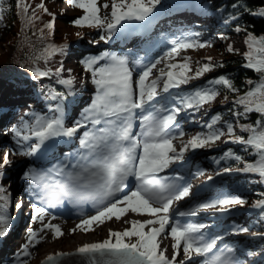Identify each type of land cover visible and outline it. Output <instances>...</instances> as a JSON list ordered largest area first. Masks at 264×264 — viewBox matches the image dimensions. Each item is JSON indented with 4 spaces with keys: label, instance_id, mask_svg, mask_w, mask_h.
I'll return each mask as SVG.
<instances>
[{
    "label": "snow or ice",
    "instance_id": "snow-or-ice-1",
    "mask_svg": "<svg viewBox=\"0 0 264 264\" xmlns=\"http://www.w3.org/2000/svg\"><path fill=\"white\" fill-rule=\"evenodd\" d=\"M159 2L160 0H111L109 3L108 0H104L101 4L99 0H67L70 6L84 13L73 19L74 26L106 28L107 36L101 35L100 40L110 38L122 21H144ZM16 7L22 14V23H25V26H34L35 20L39 19L36 16V9L31 8L26 0H16ZM36 8L48 13L43 0L36 5ZM102 9L105 11L110 9V14L102 16L100 14ZM2 13L3 9L0 8V19L3 18ZM49 15L53 16V20L44 27L52 30L55 16L51 13ZM253 15L264 17V8H260ZM235 30L246 32L244 43L248 51L243 53L247 61L245 67L260 73L261 82L243 95L236 97L233 102L242 106L245 114L256 112L264 117V35L257 36L239 26ZM43 34L44 30L40 29L41 37ZM205 46V43L185 39L176 42L175 47L165 56L170 58L174 54H179L181 50ZM67 47V44L51 46V51L45 49V52L51 55ZM227 50L235 51L231 43L228 44ZM162 59L144 66L138 78L134 79L128 56L102 52L86 57L80 63L85 71L90 72L95 91L90 105L81 114L83 122L77 120L72 126H66L60 114L49 116L47 113L30 112L26 115L33 117L32 122L29 123L21 118V122L11 129L12 138L21 147L23 146L21 142L34 139L35 143L30 144L27 151L19 152L23 156H32L42 146L47 147L46 142L56 138L71 139L81 128L88 124L93 126L92 130L84 131L80 137L79 146L83 151L76 154L75 162L70 160L62 162L55 168L56 175L65 177L57 184L58 191L53 193L57 202L59 196L63 194L78 200H91L94 203L95 214L82 219L72 231L75 232L77 229L84 232L94 231V226L102 225L113 218L122 220L129 213L147 215L150 218L125 220V223H130V227L123 231L109 229L107 239L86 243L77 248L75 254L87 257L91 264H195L197 257L201 258L198 264H243V261L234 255V249L229 248L227 252L213 254L217 241L221 237L206 238L202 230L207 225L182 224L179 220L172 222L174 202L189 196L192 186L191 184L178 186L175 183L164 182L157 177V174L173 162L181 160L183 153L189 147L191 149L210 147L225 135V132L212 130L213 124L220 120L219 116H215L213 124L207 126L210 129L208 133H197L177 151L173 143L175 137L169 134L177 115L186 109L199 111L204 104L213 102L219 92L212 88H198L190 95L173 97L171 100L173 102L178 100L179 105L174 106L167 115H161V112L168 111L164 105L169 101V97L161 96V92L170 93L171 89L188 84L190 80L201 77L216 65H213L212 58L208 57L206 58L208 62L197 68L194 76H190L187 75L192 71L187 63L190 58L185 57V62L169 63L166 65L167 70L161 68L159 75L149 79L153 69L162 62ZM174 69H180V71H174ZM55 71L59 74L63 71V67ZM49 75L48 71L36 70L32 79L39 80ZM59 83L72 85L73 80L64 79ZM208 83L222 85L233 93L238 91L233 82L223 75ZM248 83L253 82L248 81ZM60 95V93H50L52 99ZM60 111V106L57 105L55 112L60 113ZM137 118L140 129L138 134L134 132V121ZM257 123L260 127L241 125L244 131L250 133L247 138L243 135H235L233 124L227 123V135L233 143L249 146L260 156L258 162L246 163L243 168L236 170L254 172L264 177V123ZM179 135L183 136L184 133L180 132ZM10 154H12L10 151L4 153L3 163L0 164V178L4 176L2 169L10 163ZM227 155H232L231 150ZM235 159L239 161L241 157L236 156ZM231 170L224 169L225 172ZM51 175V171L38 172L35 169L23 174L25 179L32 181L37 195L47 194L51 188L48 183ZM130 183L131 187H129ZM125 189H128L126 194H124ZM9 200L10 194H7L6 189L0 186V201L4 202L0 208L5 207ZM245 203L247 201L244 199H223L202 204L191 211H178L177 215L196 216L201 209H214L216 212L224 213L230 206ZM15 207L22 210L23 201L18 202ZM252 207L264 211V199L255 201ZM30 215L32 221L41 223L42 227L39 230L28 229L27 242L22 245V252L18 254L25 257L30 255L29 246L33 242H40L38 231L50 229L55 238L64 234L60 225L44 223L46 209L38 207L37 203L31 204ZM9 223V218L0 213V237L5 236L9 231ZM239 231L246 232L247 229L241 228ZM165 234L170 235L173 241L170 245L172 249L170 258L166 254L168 249L162 247V238ZM132 238H135V242H130ZM261 251L264 252V249ZM181 253L185 257L184 260L178 259ZM75 254L63 252L50 254L42 264H56L57 257ZM209 254H212L210 258ZM20 264L24 262L20 261Z\"/></svg>",
    "mask_w": 264,
    "mask_h": 264
},
{
    "label": "rangeland",
    "instance_id": "rangeland-1",
    "mask_svg": "<svg viewBox=\"0 0 264 264\" xmlns=\"http://www.w3.org/2000/svg\"><path fill=\"white\" fill-rule=\"evenodd\" d=\"M2 1L0 2V8L4 10L8 6L7 4L2 5ZM99 2L102 4L104 0H99ZM108 2L110 3L111 0H108ZM197 2L199 1L197 0H170L169 3L159 2L158 4H156L154 8L155 10L162 11L161 13L164 14V11L166 12V10H170L171 8L178 7V6L179 8L191 7V6L193 7L195 6ZM45 6L48 7V4ZM59 6H60V10L62 13L61 14L58 13L56 18L60 19V21H62L61 19L63 18L65 19L67 17H72V16H74V18H77L84 14L83 11L80 9H76L74 7L69 8L67 0H60ZM177 12L182 14L181 10H177ZM100 14L102 16L108 15L110 14V9L107 11L102 9ZM2 15H3L2 19L7 17L4 13H2ZM67 19H70V18H67ZM61 24L62 23H60L59 25ZM197 24L204 25L203 22H200ZM118 26L119 25H117V27ZM80 28L79 29L77 28V29L80 30ZM87 28L89 27H82L81 29L85 31ZM63 29L65 30L69 28H63ZM93 29L94 30L89 31L88 33V37L90 38L89 42H86L84 40V36H80L79 40L77 39L74 40L75 42H78V45L86 46L87 52L85 54H80L78 52H72L66 59H64L61 62L60 66L58 67L60 68L62 66L63 71L60 72L59 74H57L56 71L52 72L53 76L59 75V79L58 80L55 79L56 82L64 80V79H72L73 84H76V87H74V89H72L73 84L64 85L60 83L62 85L63 91L60 97H57L56 99H52L50 97V93L55 92V90L51 91L46 85H44L41 82H38V86H37L38 93L37 94L39 96V99H35L33 97H29L28 94L25 93V91L29 89L26 85L16 87L15 85H13L14 80L9 79V81L6 83V86L8 87L9 90H5V89L3 91L0 90V122L5 119L3 123H0V164L3 163V157L6 151H10L12 153L9 155V160L11 159L13 160V161H10L11 163L15 164L19 160L20 162L24 161L26 157H24L23 155H22L23 157H19L20 156L19 152L27 151L28 146L32 143H35L34 139L28 142H21L23 145L21 147V146H18L16 141L13 140L12 138L13 133L11 129L14 126H17L21 122V118H23L25 121H28L29 123L32 122L33 117L30 115H26V113H30V112L47 113L49 116L60 114L66 117V115H68V113H70V111L73 108H74V111L80 112L81 107L86 106L91 103L90 98L91 96L93 97L95 86L91 83L90 72L84 70V66L80 63V61L88 57V54L91 51L95 50L94 48L95 46L103 45L106 42V39L100 40V36L107 35L106 28H93ZM115 30L112 32L111 35L115 34ZM73 39L74 38H71V37L67 38V40H73ZM188 40H191L193 42L205 43L206 46L203 48L193 47L190 49L181 50L179 54H174L170 58L163 56V58L167 59V61H164V59H162V62L160 63L161 67H156V71H154L152 75L150 76L151 79L154 78L156 75H159V70L161 68H165V70H167L166 69L167 64L169 63L179 64V63L185 62L184 60L185 57L190 58L187 61V63L189 64V66H191L190 68L192 69V71H194V69L196 70L197 68L201 67L205 63V61H207L206 58L208 57L213 58V57L220 56L221 48L228 47L229 43H231L234 47L239 48L241 50L245 49L246 47L244 43L245 41L244 37L230 29L228 32L221 33L218 36H214V37L209 36L206 39H201V40H198L197 38L193 37V38H188ZM75 42L72 41L70 42V44H73ZM14 43L15 42L12 41L7 36L3 39H0V60L2 59L1 57L2 55H4V52H7L10 54L11 52L14 51V47H15ZM113 45H114L113 42H110L108 44V46L110 47H112ZM102 48L108 53H112V54L114 53V50L110 48H106V46H103ZM5 64L6 62L0 61V67ZM174 71H180V69H174ZM31 80L32 78L28 77V81H31ZM3 81H4L3 79H0V85L1 83H3ZM161 85H162V82H161ZM180 88L182 89V92L191 91L190 94H192L198 88L215 89L219 92V95L211 103L219 102V99L221 96V92L219 91L218 87L215 84L206 85V81L199 82L197 80L192 79L190 83L186 85H180ZM17 89L18 91H21V94L20 95L13 94V96L10 97V95L13 93V90H17ZM57 105L60 106V109H61L60 113L55 112ZM207 107H210V105H208ZM180 113L181 114L180 115L178 114L177 116H181L184 113L183 115L184 120L189 119L187 121V124L189 125L184 126L182 128L184 135L181 137V139L188 141L192 136L196 135L197 133H203L201 128L204 126L206 119L202 117L200 110L196 111L195 109H190V110L186 109L184 111H181ZM193 117L194 119L191 120L190 118H193ZM75 118L76 116L72 117V120H74ZM209 130L206 133H208ZM212 130H222L225 132V135L221 136L219 140L215 141L212 144L214 148L218 146L220 148L224 146L226 143H228L229 141H231L229 139V136L227 135V123L225 121H221V122L213 124ZM83 132L76 134L77 135L76 139L78 143H79L80 137L83 135ZM182 144L184 145V142H178L174 145L176 147H181ZM187 152L188 154L186 156L193 155V158H195V164L200 165L205 170V172H207V174L203 176V179L200 180L199 186L213 187V189L208 194H205V196L209 200V203L218 202L223 199H244V196H243L244 193H242L239 190H231L227 188V186L223 183V180L226 179L227 177L229 176L235 177L237 175V172L232 171V170L227 171V172L219 171L221 165H218V164L216 165V167L211 166L212 164H210L207 160V155L209 152L203 148L191 149L189 147ZM186 156L183 157L181 160L186 158ZM3 172H4V176H3V180L2 178H0V180H2V183H0V186H3L6 189L7 194H11V195H10L9 202L7 203L5 207L2 208V210L6 208L7 206H9L10 208L11 207L10 204L13 201L12 200L13 195L11 192L12 188L9 187V183L12 182L11 177L13 176L9 177L10 170L8 168L3 170ZM209 177H211V179H209ZM242 179L250 180L249 182L251 183H259V179L257 177L248 175V174ZM3 204L4 202L0 201V205H3ZM254 210H255L254 207L245 206V204L244 205H234V206H230L228 211L224 213L218 212L217 214L220 215V214H228L231 212H234V213L237 212V213L244 214V218L247 217V219L249 216H253L254 218L253 221L250 220L252 218L251 217L249 221L247 220V223H245L244 226L248 227V229H258L259 227H261V223L257 220L256 214L253 213ZM94 214L95 212L92 211L87 216L94 215ZM210 214L211 213H209V215ZM5 216L8 217L7 215ZM126 216L135 217L133 220L148 219L147 217H145V215H138V214H132V213H129ZM86 217L75 218V219H65L61 217L55 218L54 220L57 222L58 225H60L64 233L62 236H60L59 238H55L51 231L49 233H44L45 231H42L38 235V238L42 239L44 237L43 241L40 244L34 246V248L30 250V255H28L27 257L20 258L16 261L14 260V262H12L13 260H11L9 261L8 264H20V261H23L24 264H38L42 262L43 260H45L46 257L50 254H54L58 252L70 253L74 251L75 249H77V247L82 246L83 244L99 242L104 239H107L109 229L113 231H123L130 224V223L124 224L123 219L116 220L115 218H113L112 220L106 221L102 225L94 226L95 228L94 231L84 232L80 229H77L75 232H73L72 229L76 228V225L79 224L80 221L82 219H85ZM207 219H210L209 216ZM27 220L28 221L24 223V225L21 227V230L23 232L25 231L24 233H26L25 237H27L28 229L29 228L34 229V227L38 223V222L32 221L31 215L28 216ZM11 232L12 231L9 230L5 236L0 237V247L11 244L7 240L10 237L11 238L15 237V235H13L14 232L13 233ZM19 236H21V234ZM163 239L165 242V244L162 243L163 247L167 246V244L169 246V243L170 245L173 243L170 235L165 234L163 236ZM131 242H135V238H132ZM255 243H259V241ZM169 248L170 250L168 251L172 252V249L170 246ZM4 255H5V252L2 255H0V257L3 258Z\"/></svg>",
    "mask_w": 264,
    "mask_h": 264
},
{
    "label": "trees",
    "instance_id": "trees-1",
    "mask_svg": "<svg viewBox=\"0 0 264 264\" xmlns=\"http://www.w3.org/2000/svg\"><path fill=\"white\" fill-rule=\"evenodd\" d=\"M60 0H43L44 6L48 4V13L43 9L36 8V5L40 4L42 0H26V3L31 5V8L36 9V16L39 17L35 20L34 26H25L22 23L20 10L16 7V0H3L2 5L7 4L3 13L7 16L4 19H0V39L6 36L15 43L14 51L10 54L4 52L1 62H6L5 65L0 67V79H3V83L0 85V90L7 89L6 83L9 79H14L15 85L28 84L33 88L38 86V82L28 81V77L35 75L36 70L48 71L50 77H42L39 82L46 85L50 90H55L57 93L62 92V86L59 82H56L52 77L53 73L61 62L66 59L73 49L80 50L79 47L65 48L63 51H57L54 54L49 55L45 52V49L51 51V46H62V42L67 38H73L77 34H86V31H80L76 26L72 24L71 19L57 18L55 27L49 30L44 27L45 24L50 22V18L54 14L62 13L59 6ZM168 2L169 0H165ZM198 7H202L206 10V15H211L217 20H221L225 23V26L217 27L218 30H232L237 26L242 29L254 33L255 35H264V17L259 15H253L260 8H264V0H198ZM235 5V7H234ZM31 11V9H30ZM235 18V19H233ZM62 23L61 25H59ZM69 28V29H63ZM40 29L44 30V34L41 37ZM246 39V32H237ZM52 37V38H51ZM234 47V46H233ZM235 51L229 52L227 47H223L220 50V56L212 58V64L216 65L211 71L204 73L196 80L206 81V85H209V81L214 78H218L223 75L229 78L234 86L238 89L233 93L222 85H216L221 92L219 102L210 103V107H207V103L200 108L204 113L203 116L207 119L205 129L209 124H213V117L219 116L220 120L215 123L225 121L226 123H232L235 129V135H243L247 137L250 133L244 131L241 125H255L260 127L257 122L264 123V117L260 113L250 112L244 113L243 107L235 104L233 101L236 97L243 95L246 91L252 88L254 85L261 82V74L257 73L254 69L245 67L243 64L246 59L243 53L248 51L241 50L234 47ZM208 61H205V63ZM222 65V66H220ZM191 67V66H190ZM202 67V66H201ZM190 73V72H188ZM195 75V69L192 72ZM248 81H252L249 84ZM227 97V100H225ZM239 113V115H236ZM214 123V124H215ZM210 147H204V149H210ZM231 150L232 155L228 156L227 153ZM236 156L241 157L239 161L235 159ZM209 160L213 163L221 165V171L229 168L244 167L246 163H256L259 161L260 156L255 149L246 145L238 143H229L209 153ZM6 166H9L6 165ZM2 169L5 170L7 167ZM260 183L254 184L247 180H241L238 177H227L225 183L232 189H239L244 192L247 204H252L254 200L264 199V177H261L258 173ZM257 212L260 214L261 223L264 225V211L257 208ZM0 213L2 210L0 208Z\"/></svg>",
    "mask_w": 264,
    "mask_h": 264
},
{
    "label": "bare ground",
    "instance_id": "bare-ground-1",
    "mask_svg": "<svg viewBox=\"0 0 264 264\" xmlns=\"http://www.w3.org/2000/svg\"><path fill=\"white\" fill-rule=\"evenodd\" d=\"M154 13H156V11H152L149 15H154ZM157 15V14H156ZM140 27L142 26V22L141 21H139V24H138ZM74 87H76V84H73V88L72 89H74ZM190 93H191V91H185L184 92V94L187 96V95H190ZM189 133V132H188ZM179 141H181V142H184V144H186L187 143V140H179ZM182 147V146H181ZM180 147V148H181ZM81 149V148H80ZM82 150V149H81ZM177 151H179V149L177 150ZM186 151L183 153V157H185L186 156ZM192 159L194 160V158L192 157ZM28 160L30 161L31 160V158H28ZM61 164V162H54V163H50L49 164V166H51V167H57L58 165H60ZM47 167H48V164H47ZM22 180H24V179H21L18 183H16L15 181L12 183V185L11 186H13V185H15V183H16V185H18V184H20L21 182H22ZM31 189H34V188H31ZM209 189H211V187L209 188V187H206V188H203L202 189V191L201 192H204V191H206V190H209ZM203 210H205V209H203ZM228 217V216H227ZM227 217H225V218H222V219H220L216 224H220V227H223V226H225V222H226V220H227ZM135 217H132V216H125L124 218H123V223L125 224V220H127V221H130V220H133ZM230 224L232 223V221L231 222H229ZM233 227H234V225L233 226H230L229 225V228L230 229H233ZM43 231H45L46 233H49L50 232V229H44ZM168 231H170V230H168ZM202 231H205L206 233H213V232H215L216 230H214V229H212V230H207V229H203ZM40 232L41 231H39V233L38 234H40ZM99 241V240H98ZM131 242V241H130ZM162 243L163 244H165V242H164V239H162ZM38 244V243H37ZM169 246H170V243H169ZM169 246H168V244H167V246H164L163 248H167L168 250H170V248H169ZM77 248H79V247H77ZM253 250V248H251L249 251H252ZM183 256V254L181 253V255L179 256V257H182ZM178 257V258H179ZM255 264H257V263H255Z\"/></svg>",
    "mask_w": 264,
    "mask_h": 264
},
{
    "label": "water",
    "instance_id": "water-1",
    "mask_svg": "<svg viewBox=\"0 0 264 264\" xmlns=\"http://www.w3.org/2000/svg\"><path fill=\"white\" fill-rule=\"evenodd\" d=\"M64 253H68V252H64ZM70 253L75 254L76 249ZM45 260H43L42 262H44ZM42 262L38 264H42ZM56 264H91V261L85 256L75 254V255L67 256V257H57Z\"/></svg>",
    "mask_w": 264,
    "mask_h": 264
}]
</instances>
